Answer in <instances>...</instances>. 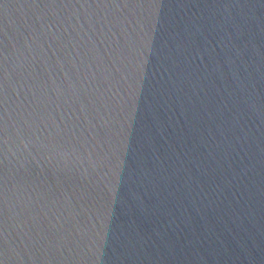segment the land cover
<instances>
[{"label":"water","instance_id":"95a60500","mask_svg":"<svg viewBox=\"0 0 264 264\" xmlns=\"http://www.w3.org/2000/svg\"><path fill=\"white\" fill-rule=\"evenodd\" d=\"M0 264H264V0H0Z\"/></svg>","mask_w":264,"mask_h":264}]
</instances>
